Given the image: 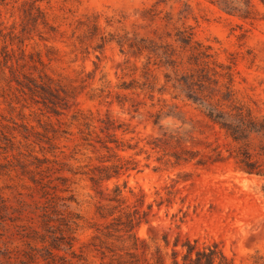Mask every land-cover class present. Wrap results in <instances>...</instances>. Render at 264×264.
Here are the masks:
<instances>
[{
  "label": "rangeland",
  "instance_id": "obj_1",
  "mask_svg": "<svg viewBox=\"0 0 264 264\" xmlns=\"http://www.w3.org/2000/svg\"><path fill=\"white\" fill-rule=\"evenodd\" d=\"M226 1L242 10L241 2L246 0ZM247 1L251 14L246 19L237 10L224 11L216 0L36 3L53 31L44 33L46 29L41 26L29 31L25 35L26 51L41 53L46 74L71 92L72 98L68 109L54 115L18 93L14 84L7 86L0 81V247L6 243L20 259L22 252L33 248L34 260L29 264H116L118 255L124 257L126 251L119 248L128 243L104 235L105 225L112 221L100 218L98 207L115 205L107 199L118 186L123 207L148 212L151 206L147 222L134 230L148 245L145 255L138 252L143 264H153L156 250L164 264H172L173 250L181 262V244L186 240L198 246L215 243L235 264H251L254 255L264 259L263 180L235 170L233 161L227 159L230 147L224 132L208 122L196 105L182 96L174 98L176 93L164 78L170 71L153 70L156 81H147L142 75L145 59L125 56L114 41L94 51L100 35H131L135 31L158 40L165 31L174 33L175 28L189 27L196 41L211 48L217 62L231 67L235 97L256 115L264 116V0ZM31 2L6 0L0 19L7 27L14 24V33L19 34L21 10ZM152 6L158 17L170 15L167 27L157 18L144 28L149 22L142 20L146 17L142 11ZM95 15L99 30L91 37L90 25L82 23ZM39 32L46 40H40ZM122 83L130 90L120 89ZM107 119L120 126L114 138L131 147L114 151L136 165L94 184L90 177L98 175L96 167L116 163L114 159L106 162L112 152L95 142L108 139L101 131ZM190 120L200 123L193 128ZM87 136L90 142L84 140ZM109 146L114 148V144ZM181 147L197 151L198 156L188 163L176 161L172 155ZM214 151H220L224 160H207ZM36 158L51 162L39 168H51L42 173L43 184L51 180V187L59 185L54 180L57 177L68 179L70 193L54 194L72 195L74 201L67 204L68 210L80 217L71 249L63 245L59 250L50 248L51 237L58 232L46 233L41 227V209L46 201L43 191L52 194L53 190L31 183L20 167L25 164L34 171ZM198 159L205 164L197 165ZM48 251L55 255L54 263Z\"/></svg>",
  "mask_w": 264,
  "mask_h": 264
},
{
  "label": "trees",
  "instance_id": "obj_2",
  "mask_svg": "<svg viewBox=\"0 0 264 264\" xmlns=\"http://www.w3.org/2000/svg\"><path fill=\"white\" fill-rule=\"evenodd\" d=\"M43 1L46 0H32L28 8L21 10L22 18L19 34L14 33V24L7 27L0 19V81L7 86L14 84V89L18 93L28 97L36 104H41L50 113L59 115L60 111L69 108L68 102L72 98L71 92L65 89L59 81L52 79L46 74L41 53L39 51L27 52L25 45V40L27 39L25 35L38 26L46 29L44 33L53 31L49 27L44 13L36 5V3ZM216 3L224 11L237 10L231 6L232 3L226 0H216ZM241 5L243 6L242 10H237L241 12L239 16L245 19L249 18L251 14L249 1L241 2ZM6 6V0H0V16L1 9ZM152 7L142 11L146 15V17H142V20L149 22L144 28H149L151 24L156 22L157 18H160L156 8ZM181 12L180 14H182ZM182 18H185V16H182ZM160 19L163 20L166 27L171 21L168 14ZM97 20L98 16L95 15L92 18L87 17L86 23H82L83 25H90L91 37L96 36V32L99 30ZM118 22L120 23V21ZM108 24L110 25V23ZM152 32L158 34L157 30ZM39 33L40 40H46L43 37L44 33ZM163 38H165L164 41L162 40ZM99 41L94 51H101L106 43L114 41L125 56L135 60L144 58L145 63L142 65V75L147 81L148 78L156 81V77L151 74L153 70L170 71L171 73H164V78L165 83L169 84L173 92L176 93L174 98L182 96L196 105L200 114L208 122L218 126L224 132L225 138L229 140L228 146L230 147L226 150L228 152L227 159L233 161L235 170L241 174L255 176L263 180L262 192L264 194V116L256 115L252 109L235 97L232 89L231 67L217 62L215 55L211 53V48L194 39L191 28H175L174 33L165 31L164 37L160 36L158 40L147 35L141 36L133 31L131 35L129 32L108 34L107 36L100 35ZM133 66L136 70L137 67ZM30 71L36 72L37 76H33ZM224 79L226 82H222ZM119 88L130 90L131 87L126 83H122ZM173 107L176 109L175 106ZM190 122L193 124V128H196L200 123L197 120H190ZM119 129V125H115L113 121L107 119L101 131L106 132L108 139L106 141L99 139L95 141L107 152H112L106 162L114 159L116 163L110 166L96 167L95 170L98 175L90 177V181L94 184L108 181L112 177L118 176L122 170L127 171L135 168V162L124 160L114 151V149L116 151L131 149V147H125L122 142L114 138V133ZM88 137H85L84 140L90 142L91 139H88ZM188 139L192 140V136L189 135ZM179 140L177 139L176 142L179 143ZM110 144H114V148L110 147ZM214 152L215 155L207 156V160L212 163L224 160L220 151ZM197 156V151H187L182 147L180 152L172 155L176 161L185 163L194 160ZM36 160L38 165H36L34 171L28 169L25 164L20 167L23 175H27L31 183L53 190L52 194L47 190L43 191L42 197H45L46 201L41 209V227L46 233L50 232L54 235L58 232V236L51 237L50 248L59 250L60 246L63 245L67 249H71L74 241L73 235L80 217L68 210L69 206L67 204L74 201L72 195L60 197L54 194L56 191L70 193L68 179L63 176L57 177L54 180L58 181L59 185L51 187L49 186L51 180L43 184L41 182L44 178L42 173L51 171V168L48 166L44 170H39V168L41 165L51 162L47 158H36ZM205 162L203 159H198L196 164L204 165ZM111 193L112 196L107 201L115 205L112 207H98V214L100 218H111L112 221L104 227L106 230L105 236L115 237L122 244L128 243L126 247L121 246L119 248L120 251H126L124 257L118 255L116 264H143L138 252L145 255L148 251V245L145 241L136 237L134 230L140 224L147 222L146 218L151 206H148V212H139L137 209L130 211L127 206L123 207L125 202L121 197V191L118 186H115ZM46 196H50V198ZM58 207H62L63 210L58 209ZM115 213L116 215H114ZM51 223H56V226H52ZM41 241L44 242V239L42 238ZM176 244L177 242L174 247L177 246ZM181 249L183 250L181 262L177 261V252L173 250L172 264H235L232 259L223 254L215 243L198 246L196 243L186 240L181 244ZM34 251L33 248L29 247V252H22V259H20L15 256L13 250L6 246V243H2L0 256L3 260L0 261V264H29L34 260V254L32 253ZM48 255L53 262L55 255H52L50 251H48ZM13 259L16 261H12ZM251 259V264H264V259L261 256L254 255ZM153 260V264H164L163 256L158 250H156ZM144 261L146 262L145 259Z\"/></svg>",
  "mask_w": 264,
  "mask_h": 264
}]
</instances>
